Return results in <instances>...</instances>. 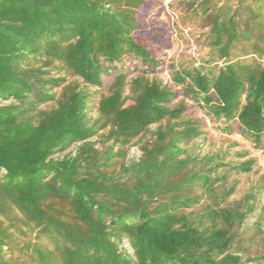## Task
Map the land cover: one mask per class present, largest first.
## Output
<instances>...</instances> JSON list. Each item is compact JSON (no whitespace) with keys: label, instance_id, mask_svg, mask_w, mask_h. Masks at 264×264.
<instances>
[{"label":"trees","instance_id":"obj_1","mask_svg":"<svg viewBox=\"0 0 264 264\" xmlns=\"http://www.w3.org/2000/svg\"><path fill=\"white\" fill-rule=\"evenodd\" d=\"M155 5L0 0V264H264L256 160L192 145L209 120L264 155V0L170 6L199 61L143 42Z\"/></svg>","mask_w":264,"mask_h":264},{"label":"rangeland","instance_id":"obj_2","mask_svg":"<svg viewBox=\"0 0 264 264\" xmlns=\"http://www.w3.org/2000/svg\"><path fill=\"white\" fill-rule=\"evenodd\" d=\"M155 2L156 5L153 9H147L141 13L140 18L143 23L142 29L143 42L148 45L154 52L163 56L167 61H183L193 60L199 61L203 51L200 49L199 35L203 31L199 28V25H189L184 27L180 24V14L171 11L170 6L176 4L180 0H150ZM159 4V5H158ZM154 33V34H153ZM158 79L163 83H167L168 76L166 72L159 74ZM196 117L200 118L201 115L195 112ZM207 136L205 139H200L193 142L194 151H198L200 154L216 151L219 148H225L229 144L234 143L237 145L233 151L245 150L251 154L256 160L257 166L260 168V175L264 174V155L259 152L251 150L249 144L243 141L239 136H224L218 130L219 124L217 122L205 121ZM72 146L67 152L73 151ZM56 155L55 157H60ZM140 152L137 147L129 149L126 156V163H132L138 160ZM259 175L242 176L240 178V184L237 189V193L233 199H238L248 186L257 181ZM261 204L264 205V194L261 198ZM256 216V215H255ZM248 218L243 230L250 231L252 224L254 223V217ZM125 244L124 246H126Z\"/></svg>","mask_w":264,"mask_h":264}]
</instances>
